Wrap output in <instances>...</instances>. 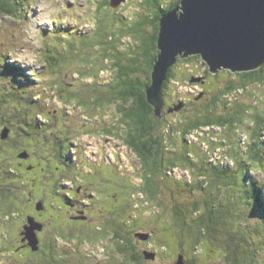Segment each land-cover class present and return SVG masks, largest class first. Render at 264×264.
Returning a JSON list of instances; mask_svg holds the SVG:
<instances>
[{
  "label": "rangeland",
  "instance_id": "374dc122",
  "mask_svg": "<svg viewBox=\"0 0 264 264\" xmlns=\"http://www.w3.org/2000/svg\"><path fill=\"white\" fill-rule=\"evenodd\" d=\"M99 1L110 0H22V12H19L17 18L2 14L0 8V98L4 101L2 114L0 113V145L6 147L4 155L0 158V189H6L12 194L19 190L23 194L29 189L38 193L44 181L40 176L31 180L27 177L34 176V173L39 175L45 165L60 166L59 175L68 176L64 168L68 164H75L77 172L94 174L93 180L101 179L99 183L108 177L116 180L114 175L105 174L106 169L112 170L117 176L129 179L133 185L132 212L130 218L123 221L131 223L132 219L133 231L123 234L130 236L134 243V251L136 246L140 255H144L145 252L157 254L156 249L159 251L158 256H155L152 261L147 260L148 258L144 255L145 263L176 264L178 256L182 254L185 262L189 264L193 262V264H229L227 259L230 255L231 260H239L241 264L242 261L248 264H264V207L257 204L259 201L261 204L264 203V168L258 170L254 166L250 167L247 173L245 172V175H248L244 176L245 186L240 180L242 190L237 193V196H248V202L251 205L254 203L259 210L254 214L251 212L252 216L248 215L247 201L244 196L238 204L237 201L225 198L224 195L217 197L214 205L226 208L227 214L238 215L239 218L235 220L226 214L222 218L225 228L216 227V232L213 231V236L210 235V238L200 236L202 242L196 250L191 247L193 242L191 237H188L185 244L180 246L178 231L176 229L165 231L166 225L174 224V208L177 206L184 208V205L189 203H199L203 213H208L210 205H206L205 200L215 199L211 193L214 189L211 184L220 185L217 181L220 179L219 170L223 168L222 165L230 167L228 169L230 183L228 182V187L224 190L227 189V193H230L235 189L233 185L235 182L237 184L238 180H231L230 175L235 173L236 167L233 154L239 149L242 154L247 150L246 144L255 129L253 127L255 126L254 113L256 110L259 112L264 109V78L244 86L237 72L231 73L228 69H220L212 73L201 58L194 55L188 56L189 58L179 56L181 59H177L173 69L175 79L162 87V110L160 115H157L159 117L158 134L166 135V156L173 155L175 150L179 153L185 150L193 151L196 158L198 157L193 159L199 166L195 171L165 167L164 173L163 171L155 173L159 195L152 203L145 202L144 193L139 188L141 183L139 176L143 170L140 167L139 157L123 141L128 132L129 123L126 119L124 120L119 109L123 106L122 102L113 98V101H102L104 102L102 106L99 103L93 104V101L97 90H101L106 95L110 90L109 86L113 87L116 84L115 77L118 69L112 65L110 56L103 57L101 49H103L104 41L106 43L107 36L120 31L122 27H125L123 34L119 36L117 33L118 37L114 35L112 39L114 41L117 38L114 43L116 47L114 57L117 59L119 56L121 62L126 65L138 61L142 69L137 70L134 76L138 75L146 81L145 67L148 58L146 59L147 56L142 53L146 49L149 53L150 48L144 41H147L154 31L152 22L159 5L149 8L142 0H125L116 7L107 3L101 13V16L105 17L102 23L103 35L99 34L95 39L92 34L97 24L95 9ZM169 1L174 0H158L157 3L161 2L165 6L169 4ZM179 5L180 3L176 4L174 8ZM55 46L63 53V56L60 55L62 61L57 70L52 71L44 61L43 54L48 48L55 49ZM103 52L105 53L106 49ZM7 66L14 71L16 68L20 69L27 81H18L21 83L11 85L10 82L14 81L15 75L11 71H4ZM193 76L202 77L205 79L204 83L192 82ZM61 84L65 90L60 91L59 94L57 85ZM228 84H235L238 88L229 93L226 91ZM12 89L13 92L16 91V94L10 93ZM28 100H33L34 104L32 102L27 104ZM181 102L183 106L179 110L168 111ZM245 105L249 106V109L241 125L233 124L225 128L205 127L186 136L179 133L186 123L204 119L206 114L213 118L219 114L223 116L235 114V117L239 119ZM205 107L212 110L207 112ZM236 111L241 112L236 114ZM38 123H40V129L30 131L32 125ZM4 126L9 129V134L3 138ZM13 129L19 136L13 132ZM66 137L69 143L65 148L63 139ZM55 141H59L60 144ZM48 143H51L53 148L46 153L49 157L46 158L44 155L43 159L46 160L40 164L39 156ZM23 149L26 150L24 152L27 158H30L29 161L21 164L23 168L19 167L20 170L25 171L21 179L24 184H18V181L14 184L15 176L8 179L7 171L13 165L16 167L20 165L19 160L20 155L24 153ZM32 157L33 160H31ZM33 164L36 166L34 169L31 167ZM93 167L99 170L104 169L101 173H96L91 170L94 169ZM204 173H208L207 179ZM164 174L170 177L167 178L165 175L164 178ZM236 176L242 175L236 174ZM201 182L204 184L207 182L206 186L200 185ZM253 183L262 186L260 193L258 189H253ZM67 184L69 186L70 182ZM189 184H192L191 189ZM249 193L261 198L257 200L258 197L254 198ZM20 197L18 198L20 202L23 205L26 204L27 196L24 194ZM26 208L27 205L13 207L11 213L9 204L5 203L4 198L0 201V217L4 213H9V220L0 218L2 221L7 220L4 223L0 222V234L6 239L0 253L1 264H24L25 258L31 256L29 249L18 248L16 252H13L18 241L19 230L22 228L24 230L25 221L21 220V216L24 214V219L26 217L28 220L25 224H30L31 219L34 224L40 223L34 217H27V211L24 213ZM241 210H246L247 215L240 214ZM249 216L251 222L247 221ZM94 219H101V215ZM47 229L45 238L55 250L58 264H136L128 254L123 256L116 250V242L112 239V234L119 229L112 227H104L99 231L96 229L98 232L96 234L99 232L105 235L112 234L101 240L79 239L77 242L74 238L71 240L65 237L57 238V236L50 239L51 230ZM74 229L80 228L76 226ZM134 231L138 232L134 234ZM140 232L149 235L145 245L139 243L138 238L144 240L140 237ZM71 235L74 236L73 233H66V236ZM230 237H233L236 245L231 244ZM229 244L231 247H228ZM164 246L168 249L165 250ZM38 247L40 248L39 245ZM190 257L195 261L190 262ZM28 260L36 264L39 258L32 255Z\"/></svg>",
  "mask_w": 264,
  "mask_h": 264
},
{
  "label": "trees",
  "instance_id": "16d2710c",
  "mask_svg": "<svg viewBox=\"0 0 264 264\" xmlns=\"http://www.w3.org/2000/svg\"><path fill=\"white\" fill-rule=\"evenodd\" d=\"M142 1H144L145 5L148 6L149 8H155L159 5L158 6L159 9H158V11L155 12V18L152 22L154 25V31H153L151 37H149L147 41H144V42H146V45L150 48L149 53L147 52V49L144 51V53H142V54H145L147 56L146 59L148 58V61H147L146 67H145V69H147L146 81L142 80L138 75L134 76V74L137 72V70L141 71V69H142L141 64H139L137 60H135L137 62L130 63V65H126L124 62H121V58L119 56L117 57V59L114 57V51L116 49L114 43H115V40L117 38L114 41H112V39L114 38L113 37L114 35L118 37V35H116L117 33H119V36H121L123 34V30L125 27H122L120 31L114 32L113 34H110L107 36L106 43L104 41L103 49H101L102 53H103L102 55H104L103 57L110 56V58L112 60L111 61L112 65H114V67L116 69H118V71H117L118 73L116 74V77H115L116 78V80H115L116 84H114L113 87L109 86L110 90L107 89L108 91H107L106 95L104 93H102L101 90H97V93H102V94L98 95L96 93L93 104L99 103V104H102V106H103L104 102H102V101H105V100L113 101V98L115 100L117 99L118 101L122 102L123 106H120L119 109H120L121 113L123 114L122 116H123L124 120L126 119L127 122L129 123L128 132L125 135V138L123 141L130 148H132V150L139 157L140 167L143 169L140 176H139L140 181H141V183L139 184V188L141 189V192L144 193L145 202L152 203L153 201H155V199L159 195L158 182L156 180L155 173H158L159 171H163V173H164L163 169L165 167H168V169L178 167L181 169H190V170L195 171L196 167L199 166V164L196 160L193 159V157L196 158V154L193 151H192L193 152L192 153L191 151L185 150V152L179 153L175 150L173 155L166 156L167 155V153L165 151L167 149L166 148V135L160 136L158 134L159 117L155 113V109H154L153 104L147 99V89L152 82V77H151L152 70H153V66L155 64V61L157 60L158 53H159L157 41H158L159 29H160V19L164 13L172 10L176 4L181 2V0L169 1V4H167L165 6H163V3H161V2L157 3L158 0H142ZM107 3L111 4V0L110 1H99L98 6L95 9L96 10L95 15L97 18V24H96V28L92 34V37H94L95 39L99 34L103 35L102 23H103L105 17H102L101 13L103 12ZM25 5L26 4H24V6ZM0 8H1V11L3 12L2 14L10 16L12 18H14V17L17 18L19 16V12H22L23 2H22V0H0ZM86 45H88V44H86ZM104 49H106L105 53L103 52ZM60 55L63 56V53L61 51H58V49H56V46H55V49L53 47L48 48L47 52L45 54H43L44 61H46V64L50 67V69L52 71H56L57 67L61 63L62 58H60ZM194 56L200 58L199 55H194ZM178 58L181 59L180 57H178ZM188 58H185V60H188ZM146 59H145V61H146ZM174 66H175V64L171 68H169L168 73H167V77H166L165 82L163 84L164 86H166V84L170 80L175 79L176 76L173 73ZM4 71L5 72L11 71L15 75L14 81L10 82L11 85L15 84V83H21L18 81H27L25 74H23L22 71L18 68H16V71H14L13 68L11 69L10 66H7ZM232 72L233 71H231V73ZM209 74H210V72H209ZM237 74L242 79V85L246 86L251 82H257V81H260L261 79L264 78V65H262L258 69L251 70V71L237 72ZM202 80L204 81L205 79L202 78ZM227 87H228V90H226V91L227 92L229 91V93L233 92L234 90H236L238 88L237 85H235V84H228ZM57 88H58L59 94H60V91L62 92L65 90V88H63L62 84L60 86L57 85ZM92 88H94V86ZM13 89H14V87H13ZM13 89L10 93L16 94V91L13 92ZM216 98L217 97H215V99ZM30 102H32L34 104L33 100H28L27 104H29ZM3 106H4V101L0 98V113H1V110L3 109ZM248 107L245 105L242 109V112L236 111V114H239L241 112L239 119H237V117H235L236 116L235 114L231 115V116H223V114H219L215 118L206 114L205 115L206 118H204V119L195 120V121H191V122L186 123L185 126H183V129L179 131V133L182 136H186L190 133H193L194 131L203 129L205 127H208V128H211V127L212 128L213 127L225 128V127L233 126V124L241 125L245 120V114H246V112H248V109H249ZM205 108H206L207 112H210L212 110V109H209V107H205ZM263 110L262 111L259 110V112H257V110H256V113H254L253 120L255 121V124H254L255 126H253V127H255V129L251 133L253 135L251 136V134H250L251 137L248 140V143L246 144L247 150L244 152V154H242V152H240V149L237 150V152L235 154L232 153L235 160H236V167L234 169L235 173L230 174L232 176L231 180H233V181L238 180L237 184L239 186L235 182V185H233L235 187V189H233V191H231L230 193H227V189L224 190L226 187H228V185H227L228 182L230 183V180H228V176H229V174H228L229 170L228 169L230 167H225L221 164L223 168L219 170L221 172L220 173V179L217 181V182H219L220 185L217 186L215 184H211V187L214 188L211 191V193H213L215 199L205 200L206 205H210V209L208 210V213H205V212L203 213V210L200 207L199 203H189V205H184V208H180L179 206L174 208V219H175L174 224L166 225L165 231L169 232L172 229H176L178 231L177 235H179L178 238L180 239L179 240L180 246L185 244L186 240L189 239L188 237H191L192 241H193L191 247L193 250H196L199 243L202 242L200 236H208L210 238V235L213 236V234H212L213 231L216 232V230H217L216 227L225 228L222 224V221H223L222 218H224V216L227 214V212H226L227 210H226V208H219V207L214 205V203L217 200V197L220 198V197H223L225 195L226 196L225 198L235 200L239 204L241 201V197L244 195L239 197V196H237V193L240 190H242L241 186H240V184H241L240 180L242 181V184L244 186L246 184V179L244 178V176L247 177L248 175L247 174L245 175V172L247 173V171L250 169V167H253V166L256 167L258 170H260V169L262 170V168H264V141H263L264 111ZM14 124L16 125V123H14ZM4 127H7V126H4ZM16 128H17V126H16ZM33 129H40V123H38L36 125H32L30 131H32ZM13 132L15 133V129H13ZM29 133H30L29 136H31V132H29ZM15 134H17L19 136L18 133H15ZM20 134H22V133H20ZM23 134L25 135V133H23ZM22 139H23V137H22ZM67 139H68V137L63 139L65 148L68 146V143H69ZM224 140H226V139H224ZM56 142H58L60 144L59 141H55V143ZM0 146L2 147V148L0 147V158H2V156L4 155V151H5L6 147H3L2 145H0ZM51 148H53L51 143H48L47 145H45L43 147L44 151L39 156L40 164H41V162H44V160H46V159H43L44 155L46 156V158L49 157V155H46V153H49L50 152L49 149H51ZM7 150L9 151V148H7ZM22 151L24 152L26 150L23 149ZM244 155H247V156H244ZM61 157H63V155ZM65 158L67 159V157H65ZM196 159H198V157ZM19 167H21V166L20 165L18 167H16V165L15 166L13 165V167L11 166V168H9V170L7 171V178L9 179V177L11 178V177L15 176V179H16V181H18V184L19 183L24 184L23 180H21V179H22V175H24L25 171L20 170ZM31 167H32V169H34L36 166L33 164V165H31ZM21 168H23V167H21ZM5 172H6V169H5ZM231 172H233V170H231ZM44 174H45V172H43V176H44ZM236 174L238 176L239 175H242V176L237 177ZM165 175L166 174H164V178L166 176H167V178L170 177L169 175H166V176ZM204 176H205V179H207L208 173H204ZM206 184H207V182L205 184H204V182L200 183V185H202V186H204V185L206 186ZM189 185H190V189H191L192 184H189ZM253 189L254 190L258 189L259 190L258 193H260L262 186H260L259 184L253 183ZM9 190H10V188H9ZM247 191H249V190L247 189ZM20 192L21 191L19 190L16 193V202H18L17 200L20 196H23L25 194V193L21 194ZM249 194L252 195V197H254V198L258 197L257 200H259L261 198L259 196H256L255 194H252V193H249ZM12 197H13V194L10 193L8 190H6V189L1 190L0 189V199L4 198L5 203L9 204V209H10L11 213L13 212L12 211L13 205H12V201H11ZM245 198L247 201L246 207L248 209V215L252 216L251 215L252 213L254 214L255 212H257L259 210L254 203H252V205H251L248 202V199H249L248 196ZM257 204L261 207H264V205H263L264 203L261 204V201L257 202ZM16 207L17 208L20 207L19 203L16 204ZM246 210L245 211L241 210L240 214L247 215ZM1 212H3V211H1ZM8 216H9V213H4V215H1V217H4L6 219ZM227 216H230L231 218H234L235 220H237L239 218L238 215H233V214H227ZM234 216H236V217H234ZM250 216H249V220L246 219L249 222H251ZM4 221H5L4 219H3V221L0 219L1 223H4ZM132 222H133V220H132ZM26 225H28V224L24 225L23 232L25 231ZM0 226H1V224H0ZM79 228H80L79 230L81 231V233L76 234L74 237H72V239L78 238V239H81L84 241H86V240L87 241H93L94 239H96V240L104 239V238H106V236H109L112 234L111 233L109 235H105V234L100 233V232H99V234H96V233H98L97 232L98 229L97 230L96 229L91 230V229H88L87 227H85L84 225H80ZM12 231H13V229H12ZM177 231H175V232L177 233ZM9 232H10V230H9ZM135 232L136 231H134V234H135ZM195 233H196V235H195ZM181 234H183V235H181ZM173 238H175V237H173ZM112 239L116 242L115 247H116V250L120 254H122L123 256H126L128 254L129 258L134 260L136 262V264H142L143 258H145L144 255L143 254L140 255L139 253L134 251V246H133L134 243H132L133 241H131L128 237H126L121 230H117V232L112 234ZM229 239L232 241L231 244L236 243V241L233 239V237H230ZM5 242H6V239L3 238L0 234V253L2 252V246H3V243H5ZM238 245H239V243H238ZM228 247H231L230 244L228 245ZM39 250L34 251L37 253H33L34 257L39 258V261L36 264H58L56 262L57 254H56L55 250L53 249V247L50 244L48 239L45 238L44 248L41 251H39ZM230 256H229V259H227L229 264H230V261L233 262V264H241V261H239V260H231L232 258H230ZM28 259H30V257L25 258L24 264H32L30 262L31 260H28ZM193 260L195 261L194 258L190 257L189 261L191 262Z\"/></svg>",
  "mask_w": 264,
  "mask_h": 264
},
{
  "label": "water",
  "instance_id": "95a60500",
  "mask_svg": "<svg viewBox=\"0 0 264 264\" xmlns=\"http://www.w3.org/2000/svg\"><path fill=\"white\" fill-rule=\"evenodd\" d=\"M125 0H111L116 7ZM159 53L152 70V82L147 98L155 106L156 115L162 110L161 91L169 68L179 56L199 55L212 73L220 69L233 72L251 71L264 65V0H181L180 5L164 13L160 19L157 41ZM202 82V77L191 79ZM183 103L170 111L179 110ZM9 129H3L6 137ZM20 157H27L26 152ZM29 220L23 232L33 250H38L37 229L40 223ZM137 235V234H136ZM144 240L148 234L139 233ZM25 239V238H24ZM154 259V252H145ZM176 264H186L180 254Z\"/></svg>",
  "mask_w": 264,
  "mask_h": 264
},
{
  "label": "flooded vegetation",
  "instance_id": "af4514ba",
  "mask_svg": "<svg viewBox=\"0 0 264 264\" xmlns=\"http://www.w3.org/2000/svg\"><path fill=\"white\" fill-rule=\"evenodd\" d=\"M204 81L201 83H204ZM29 159L30 158L27 157H20V166H23L21 164L26 163ZM33 159L34 158L32 157L31 160ZM76 167L75 164H68V166L64 168L66 170L64 172H66L68 176H62L61 174L59 175L60 166L54 167L52 165H45L43 171L39 175H35L34 173V176H26L28 180H31L34 177L37 179V176H40L44 181V185L40 187L38 193L33 189H29L25 192V196H27V199H25L26 204L23 205L20 202V199L17 200L19 201L18 203L20 207L21 205L22 207L27 205V208L24 209V213L25 211L28 213L27 217H34L36 221L42 224V230L37 229L39 246L41 248H39V251L44 248L45 235L48 232L47 228H50L51 230L52 236H49L50 239H52L53 236H57V238L65 237L70 238L71 240H73L72 237L76 234L81 233L79 229H74L76 226L79 228L80 225H84L91 230H101L104 227H112L116 230H122L123 233L126 234L133 231L132 222H123L130 218V213L132 212L133 186L130 180L117 176L112 170L105 168V174L114 175L116 180L115 178L108 177L99 183L101 179L93 180L95 177L94 174L87 175L83 172H77ZM91 170L96 173H101V170L97 168ZM43 172H45V177L43 176ZM70 174L76 175L69 176ZM67 182H70L69 186ZM14 184H16V179ZM14 192H16V188H14ZM12 205L16 208V193L13 194ZM99 215H101V219H94V217H98ZM7 220H9V217H7ZM21 220L25 221L23 225L28 222L26 217L24 219V214L21 216ZM130 221H132V219ZM65 230H67L68 233H73L74 236H66L67 232ZM19 231L18 241L13 252H16V249L19 248L29 249L31 251V256L33 253H37L34 252L29 240L24 239L26 236L23 233V228ZM153 235L155 236L156 234L154 233ZM126 237L131 240L130 236L126 235ZM77 239L78 238H74L76 242L79 240ZM138 240L140 245H145L149 239L141 240L138 238ZM165 247L166 246H164V249ZM167 249L168 247H166L165 250ZM141 250H145V248H141ZM135 252L139 253V249H136V246ZM156 253L157 257L159 254L157 249ZM19 259L21 258L19 257ZM19 259L18 261H20ZM147 260L152 261V259ZM142 264L147 263L143 261ZM186 264L189 263L186 262ZM230 264H233V262L230 261Z\"/></svg>",
  "mask_w": 264,
  "mask_h": 264
},
{
  "label": "clouds",
  "instance_id": "9594fccd",
  "mask_svg": "<svg viewBox=\"0 0 264 264\" xmlns=\"http://www.w3.org/2000/svg\"><path fill=\"white\" fill-rule=\"evenodd\" d=\"M242 264H248L247 262H245V261H242Z\"/></svg>",
  "mask_w": 264,
  "mask_h": 264
},
{
  "label": "bare ground",
  "instance_id": "6f19581e",
  "mask_svg": "<svg viewBox=\"0 0 264 264\" xmlns=\"http://www.w3.org/2000/svg\"><path fill=\"white\" fill-rule=\"evenodd\" d=\"M112 5V4H111ZM203 82V81H202ZM201 83V82H200Z\"/></svg>",
  "mask_w": 264,
  "mask_h": 264
}]
</instances>
